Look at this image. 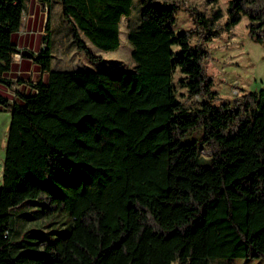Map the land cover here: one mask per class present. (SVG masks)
<instances>
[{
	"label": "trees",
	"instance_id": "1",
	"mask_svg": "<svg viewBox=\"0 0 264 264\" xmlns=\"http://www.w3.org/2000/svg\"><path fill=\"white\" fill-rule=\"evenodd\" d=\"M34 61L47 71L29 92H0L8 108L0 178V264H210L264 257V86L215 103L205 42L243 15L249 37L264 45V0H228L210 13L190 6L194 27L175 30V2L139 0L128 27L132 69H54L49 20ZM78 51L81 37L102 49L120 44V19L134 0H57ZM26 0H0V79L20 48ZM195 32L198 41L190 42ZM32 55V54H31ZM187 96L200 97L188 107ZM199 131V135L195 132ZM210 150L201 156V148ZM25 219L63 212L59 245L38 229L11 234V209ZM39 206V207H38ZM42 244L38 249L37 244ZM34 245L36 250L27 249ZM20 250L14 251L13 246Z\"/></svg>",
	"mask_w": 264,
	"mask_h": 264
},
{
	"label": "rangeland",
	"instance_id": "2",
	"mask_svg": "<svg viewBox=\"0 0 264 264\" xmlns=\"http://www.w3.org/2000/svg\"><path fill=\"white\" fill-rule=\"evenodd\" d=\"M160 1V0H159ZM177 4L175 13V30H186L194 27L192 14L189 7H195L199 11L210 13L213 8H220L222 17L220 23L226 18V6L228 0H169ZM46 8L45 10H47ZM51 14L49 20V31L51 38V51L53 54L51 64L55 69H132L135 61L131 57L132 44L128 40V27L136 26L140 12L139 0H134V8L129 17L122 16L120 19V44L115 49H102L91 43L88 38L81 33V37L86 42L89 50L101 56V60H89L84 53L76 48V43L72 38L71 30L67 22L62 17V5L59 1L51 2ZM46 19V15H45ZM248 18L243 15L238 23L230 30L222 31L218 36L204 43L208 56L204 59L207 74L213 81L212 88L216 92L215 103L232 100L234 97H241L243 94L258 90L264 86V45L252 40L248 35ZM45 32V30H44ZM197 33L190 36L191 44L198 41ZM180 73L175 72L173 82L175 84L178 97L188 107L194 106L200 97L187 96L185 87L177 82ZM10 97L14 91L10 89ZM4 94V93H3ZM10 120L8 108L0 109V178L4 160V150L6 146L7 130ZM199 135V131L195 132ZM210 150L206 146L201 148V156L207 158ZM37 207V205L35 206ZM35 207L28 204H19L11 209V227L16 231L11 234L12 240H18L22 231L29 228L38 229V238H44L59 245L63 236L65 226L69 223L66 213H53L47 217L37 219H25L33 214ZM39 207V206H38ZM38 249L42 244H37ZM34 245H27V249L36 250ZM19 245L13 246L14 251L20 250ZM210 264H264V257L252 255L249 258H235L233 261L213 260Z\"/></svg>",
	"mask_w": 264,
	"mask_h": 264
},
{
	"label": "crops",
	"instance_id": "3",
	"mask_svg": "<svg viewBox=\"0 0 264 264\" xmlns=\"http://www.w3.org/2000/svg\"><path fill=\"white\" fill-rule=\"evenodd\" d=\"M45 9L46 5L38 0H26L22 11L21 25L17 33V43L20 49H28L32 52V55L21 53L19 59H11L9 69L2 76L9 78L12 84L7 86L0 79V92L5 95L10 96V89L15 92L18 91V93L29 92L32 90L31 85L33 83L44 81L47 77V71L41 69L33 58V55L44 47V23L46 20L45 15L47 16L48 13V10Z\"/></svg>",
	"mask_w": 264,
	"mask_h": 264
},
{
	"label": "built area",
	"instance_id": "4",
	"mask_svg": "<svg viewBox=\"0 0 264 264\" xmlns=\"http://www.w3.org/2000/svg\"><path fill=\"white\" fill-rule=\"evenodd\" d=\"M21 49H19L18 51L12 53V58L13 59H19L20 56H21V52H20ZM14 95V94H13Z\"/></svg>",
	"mask_w": 264,
	"mask_h": 264
},
{
	"label": "water",
	"instance_id": "5",
	"mask_svg": "<svg viewBox=\"0 0 264 264\" xmlns=\"http://www.w3.org/2000/svg\"><path fill=\"white\" fill-rule=\"evenodd\" d=\"M20 52L22 53V54H26V55H31L32 54V52L30 51V50H28V49H21L20 50Z\"/></svg>",
	"mask_w": 264,
	"mask_h": 264
}]
</instances>
